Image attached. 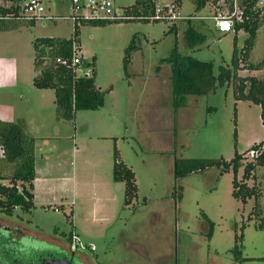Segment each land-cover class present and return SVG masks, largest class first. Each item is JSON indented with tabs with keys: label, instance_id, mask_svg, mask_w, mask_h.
<instances>
[{
	"label": "rangeland",
	"instance_id": "obj_1",
	"mask_svg": "<svg viewBox=\"0 0 264 264\" xmlns=\"http://www.w3.org/2000/svg\"><path fill=\"white\" fill-rule=\"evenodd\" d=\"M136 1L113 0L120 9ZM172 1L156 0L160 5ZM42 3L47 18L35 25L16 22L0 29V119L25 121L26 131L37 138L36 208L24 214L17 209L22 218L61 239L76 230L89 246L86 251L106 264H264V228L258 227L264 218V166L249 181L262 190L259 213L254 198L244 203L233 196L232 167L223 171L222 166H210L184 177L175 175L177 159L231 161L236 152L262 142L260 105L236 101L233 85L227 84L207 95H190L187 105L175 111L173 94L157 71L159 67L168 77L171 65L162 60L177 43L182 53L212 62L218 75L222 66L232 63L235 38L239 48L244 45L245 32L220 34L214 21L194 18L193 25L204 24L198 30L206 38L192 49L185 43L187 20H179L178 31L172 32L167 21L82 24L81 53L96 59L97 86L112 90L103 106L78 111L74 120H67L59 116L54 89L34 85L38 71L33 41L72 36V0ZM259 5L263 23L251 54L253 62L264 58V1ZM216 11L210 3L198 11L191 0H184L180 10L204 18ZM133 39L137 48L128 74L123 60ZM239 74L264 79V70L243 69ZM106 134L118 138H97ZM81 145L89 148L82 155L76 153ZM115 148L136 174L138 197L129 205L124 203L125 182L114 180ZM98 149L102 161L89 164L86 159L94 156L90 150ZM40 152L46 154L44 159ZM249 160L250 153L241 161L239 180ZM0 169L4 174L12 171L6 163ZM202 213L214 221L212 238ZM242 233L239 244L246 259L240 262L232 250Z\"/></svg>",
	"mask_w": 264,
	"mask_h": 264
},
{
	"label": "trees",
	"instance_id": "obj_2",
	"mask_svg": "<svg viewBox=\"0 0 264 264\" xmlns=\"http://www.w3.org/2000/svg\"><path fill=\"white\" fill-rule=\"evenodd\" d=\"M21 0H0V29L8 28L17 24L16 22H28L35 25L36 19L18 20ZM184 0H173L177 8H181ZM199 11L204 9L209 3L220 9L226 8L233 10L234 0H191ZM260 0H238L240 9L243 11V21L235 22L236 31L243 30L246 34L244 45L239 48L237 37L234 41V54L232 63L229 66H222L218 75L214 74L212 62L202 61L190 54H184L179 50L176 43L171 51V55L165 58L164 62L171 65V71L165 78L169 91L173 94V106L175 111L187 105L188 97L203 96L213 93L218 86L227 84L233 85V93L236 101L247 100L261 107V120L264 124V79L254 75L242 76L239 72L243 69L251 71L264 70V58L259 62L251 60V54L255 47V42L263 18L261 8L257 6ZM11 7H6V3ZM156 0H137L129 6H125V13L133 16H144L133 20L143 22H156L165 20H150L147 16L153 15L156 8ZM16 4V5H14ZM189 26L185 33V43L189 48H197L204 42L206 36L201 33L197 26L192 24V18L186 19ZM131 21V20H124ZM112 22L109 20H76L74 30L70 38L62 37H37L33 41L35 50V64L38 71L34 78V85L41 89H54L57 111L61 118L74 120L78 111L96 110L104 105L105 97L109 89H102L96 84V71L89 77L80 73L77 67L63 65L58 59H67L71 62L74 55L73 45L76 42L79 50L81 26L85 23L93 25H107ZM170 22V21H167ZM170 32L178 31V26L171 23ZM137 48L134 39L125 49L124 69L128 73V66L132 59V52ZM85 58L82 60V67L87 68L94 64ZM160 71L159 68L157 69ZM26 122L3 121L0 119V148L2 162L12 169L11 173L4 174L0 169V212L8 216L23 217L21 213H31L35 208L34 203V179H35V138L26 131ZM259 151L258 155L251 157L244 166V173L239 180L237 174L241 166V161L250 151ZM247 152V153H246ZM244 153L236 152L231 161L221 160H192L183 162L180 159L175 163V175L177 178L184 177L189 173L203 170L210 166H222L223 171L234 170L233 196L247 203L251 198L256 200L258 213L261 211L259 199L262 195L257 186L250 185L249 181L254 179L255 171L259 166H264V140L255 143ZM119 153L115 148L113 175L115 181H124L126 185L125 201L126 205L131 204L138 197V185L134 170L124 162H118ZM7 181V182H6ZM181 197V194L179 195ZM21 210V213L17 212ZM202 216L210 224L209 238H212L214 231V221L206 213ZM264 228V218L258 225ZM70 239V236H69ZM243 239V233L236 236V243L233 248L234 256L237 261H243L242 247L239 241Z\"/></svg>",
	"mask_w": 264,
	"mask_h": 264
},
{
	"label": "built area",
	"instance_id": "obj_3",
	"mask_svg": "<svg viewBox=\"0 0 264 264\" xmlns=\"http://www.w3.org/2000/svg\"><path fill=\"white\" fill-rule=\"evenodd\" d=\"M264 0H261V2ZM2 3L0 2V5ZM16 5V4H14ZM260 7L259 2L257 4ZM6 7H11V4L6 3ZM46 11L45 5L42 0H30L25 4H20L19 15L16 17L18 20H32V19H42L46 17L44 15ZM243 11L240 9L238 4H234L233 10H219L217 13L211 16L214 20L216 26L221 32H230L234 29L236 20L243 21ZM70 16L74 21L76 20H109V21H124L133 20L138 18H144V16H133L125 13L123 9L115 6L113 0H86L81 2L80 0H72L70 6ZM47 18V17H46ZM146 18L150 20H165V21H175L184 18L174 2L168 5H160L156 3L155 13L153 15L147 16ZM74 55L71 62L67 59H58L59 63L63 65H72L77 67V70L89 77L94 75L93 67L89 66L87 68L82 67L83 56L79 50L78 44L75 42L73 45ZM251 157L258 155L259 151L252 150L249 152ZM55 211L60 209L55 207ZM71 245L73 248H87L85 244L76 232L72 234ZM91 248H94L91 247Z\"/></svg>",
	"mask_w": 264,
	"mask_h": 264
},
{
	"label": "flooded vegetation",
	"instance_id": "obj_4",
	"mask_svg": "<svg viewBox=\"0 0 264 264\" xmlns=\"http://www.w3.org/2000/svg\"><path fill=\"white\" fill-rule=\"evenodd\" d=\"M0 264L106 263L88 253L86 248H73L66 238L47 236L39 228H33L27 219L0 212Z\"/></svg>",
	"mask_w": 264,
	"mask_h": 264
},
{
	"label": "crops",
	"instance_id": "obj_5",
	"mask_svg": "<svg viewBox=\"0 0 264 264\" xmlns=\"http://www.w3.org/2000/svg\"><path fill=\"white\" fill-rule=\"evenodd\" d=\"M173 2V1H172ZM238 4V0H234V4ZM20 4H21V1H20ZM195 6V5H194ZM238 6H239V4H238ZM182 8V7H181ZM181 8H178V11H179V13L182 15V16H184V18H182V19H178V20H175V21H170L171 23H175L176 25H177V22L179 21V20H186V19H188V18H192V19H194V18H197L198 20H202V19H210V20H212V21H214L212 18H211V16H209V17H205L204 18V16H194V15H192V14H188V15H183L181 12H180V10H181ZM234 9V8H233ZM220 10H228V9H226V8H223V9H220ZM215 14V13H214ZM213 14V15H214ZM215 23V22H214ZM178 26V25H177ZM198 26H204V24H202V25H200V22H198ZM199 27V28H200ZM215 30L218 32V33H220V34H227V33H234V31H235V34H237L238 32H240V31H243V30H240V31H236L235 29H233V30H231L230 32H221V31H219V29H218V27L216 26V24H215ZM259 31V30H258ZM239 34V33H238ZM236 36V35H235ZM238 36V35H237ZM80 45H81V41H80ZM81 52H82V48H81ZM82 54V53H81ZM82 56H83V58H85L84 57V55L82 54ZM133 58H134V53H132V59H131V62H130V64H129V66H128V69L130 68V66L132 65L131 63H132V61H133ZM85 59H87V58H85ZM95 61H94V64H92L91 65V67H93V69H94V71H96V74H97V68H96V59H95V57L93 58ZM93 59L92 60H89V59H87V60H89V61H93ZM159 67H157V69H158ZM160 70V69H159ZM158 71V70H157ZM128 74H129V71H128ZM158 77H159V79L161 80V79H165V72H162L161 70L158 72ZM131 83H132V81L130 80L129 81V85H131ZM112 88V87H111ZM103 89V88H102ZM112 90V89H111ZM78 114V113H77ZM77 116V115H76ZM174 124V123H173ZM34 136V135H33ZM112 136H114V137H116V138H118L117 137V135H97V138H109V137H112ZM34 138H35V179H34V203H35V199H36V197H37V185H38V180L40 179L39 177H38V169H37V156H38V148H37V138H36V136H34ZM80 140V139H79ZM81 141V140H80ZM86 149H89L88 147H85V145H81V147H78V148H76V153L77 152H79V151H82V153H81V155L83 154V152H84V150H86ZM56 151H54L53 153H55ZM40 153H42V155H41V158H45L46 157V154L45 153H43V152H40ZM90 153H92V154H94V156L92 157V159H91V157L90 158H87L86 159V161L87 162H89V164H94V165H99L100 164V162L102 161V158H101V156H97L96 154H98V155H101V152H100V149H98V150H90ZM118 153H119V157H118V162H124L125 164H127L124 160H123V158H122V156H121V154H120V152L118 151ZM114 163H115V161H114ZM128 165V164H127ZM129 166V165H128ZM113 167H114V164H113ZM119 182V181H118ZM72 188H73V193L74 194H77L78 193V187L73 183V186H72ZM125 188H126V185H125ZM126 190V189H125ZM59 208H62V206H58ZM35 208H36V203H35ZM34 208V209H35ZM33 209V210H34ZM39 228V230H41L43 233H45L46 235H47V233H46V231L44 230V229H42V228H40V227H38ZM73 232H76L77 234H78V236H79V233L76 231V230H73L69 235H67L66 236V239H68V241H72V234H73ZM51 235V234H50ZM47 236H49V235H47ZM55 236V235H54ZM69 236H70V239H69ZM80 237V236H79ZM47 238H49L50 239V237H47ZM81 239V238H80ZM92 250H93V248H92Z\"/></svg>",
	"mask_w": 264,
	"mask_h": 264
}]
</instances>
